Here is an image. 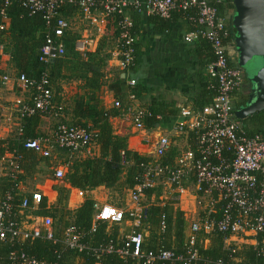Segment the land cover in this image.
I'll return each instance as SVG.
<instances>
[{
    "label": "built area",
    "instance_id": "2783aa9c",
    "mask_svg": "<svg viewBox=\"0 0 264 264\" xmlns=\"http://www.w3.org/2000/svg\"><path fill=\"white\" fill-rule=\"evenodd\" d=\"M14 2H19L31 15L43 14L46 40L41 53L47 66L66 55L65 35L71 31V20L64 14L67 6L77 8L82 20L99 36L106 33L114 20L116 66L123 71L131 70L136 60L138 35L133 13L172 19L176 12H183L193 27L185 39L202 37L211 44L215 58L206 67V76L208 87L215 89L216 95L202 107H180L174 132L189 141L170 158L173 140L167 134L158 135L139 182L129 190L125 208L111 202H95L89 231L81 229L75 220L58 230L52 216L34 214L49 195L40 184L30 187L25 177L28 158L21 148L50 160L53 180L61 183L72 163L98 141V133L90 125L68 121L66 105L56 99L48 67L39 79L25 73L4 75L5 84L18 83L28 96H18L10 105L0 103V189L5 188L0 197V245L7 249L0 256V264H59L69 252L77 258L85 253L96 264H102L112 254L124 262L144 260V264H226L223 259H205L201 254L215 233L225 235V247L253 245L258 255H264V136L248 132L243 120L236 116L234 98L243 85L244 70L234 63L233 44L227 41L226 16L219 14V7L234 5L233 0H3L0 59L8 50L3 40L8 29L6 9ZM94 40L89 35L77 38L76 51L87 59ZM129 84L135 86L136 80L131 79ZM131 98L134 100L135 94ZM114 107L139 131H147V118H161L133 103L124 106L119 99H115ZM32 116L54 117L53 130L35 138L24 137L25 121ZM159 187L163 193L160 199L172 201L189 221L182 249L146 248V232L137 228L109 241L94 242L93 235L102 222L121 224L129 216L139 228L146 218L143 201L147 192ZM86 193L87 190L77 188L78 196L84 197ZM165 219L163 216L161 232L167 229ZM250 237L254 242H246ZM37 241L56 246L53 254L57 262L29 251ZM233 260L239 262L241 258Z\"/></svg>",
    "mask_w": 264,
    "mask_h": 264
},
{
    "label": "trees",
    "instance_id": "16d2710c",
    "mask_svg": "<svg viewBox=\"0 0 264 264\" xmlns=\"http://www.w3.org/2000/svg\"><path fill=\"white\" fill-rule=\"evenodd\" d=\"M234 5L231 3L228 6H220L219 14L226 16V24L229 30L228 42H232L237 50L236 38L237 28L234 25ZM68 10V9H67ZM3 0H0V24L5 20L3 15ZM67 13V11H65ZM184 17V13L180 12ZM8 21L10 22L9 35L12 43V61L19 73H25L28 77L39 79L46 71L47 67L50 71V81L54 85L64 75L66 69H73L75 62L77 67L75 72L76 79H81L80 92L74 101V104L67 112L72 114L73 120L77 124L90 125L98 133V143L101 146L102 153L100 156H90L86 158L76 159L71 165L66 181L72 186L93 190L100 186H105L108 189L130 190L136 186L144 171L145 166L150 161V157L139 153L138 151L129 148L128 138L116 134L110 120L111 112L104 106L101 92L107 84L105 74L102 71L104 58L96 55L98 59L92 57L84 60L75 49L76 36L68 31L65 35L66 55L63 58L53 61L47 66L42 60L41 48L46 40L45 20L42 13L30 14L19 2L12 3L6 9ZM229 14V16H227ZM152 17V16H150ZM159 21L167 22L169 19L155 17ZM186 18V17H185ZM187 19V18H186ZM167 20V21H166ZM188 20V19H187ZM161 23V24H162ZM192 26V25H191ZM193 29V27L191 28ZM135 32L137 23L135 22ZM196 45L195 53L198 59L199 76L201 78L200 92L193 100L194 107H202L210 103L215 95L216 90L208 87L207 76L203 77L204 71L208 64L214 61V54L211 49L210 42L202 37H199L194 42ZM139 52V42L136 43V60ZM106 60V59H105ZM135 60V62H136ZM238 64V65H237ZM236 66L243 68L239 63ZM134 66V65H133ZM133 68V67H132ZM131 68V69H132ZM244 69V68H243ZM245 70V69H244ZM245 78L250 81L245 70ZM111 89L117 96L122 92L121 79L118 78L109 83ZM145 90L143 84L136 80V85L133 91L137 96ZM57 100L60 99V97ZM245 97L240 105L247 101ZM237 108L235 109L236 113ZM151 111L155 114L156 111L152 107ZM155 117L148 118V125L155 126L158 122ZM248 132L260 133L264 136V110L242 119ZM41 123L40 116H32L26 119L24 124V137L35 138L39 136V128ZM21 150L30 159V164L27 166L28 172L33 173L36 168L37 159L32 150ZM176 153V151H174ZM173 156H170L172 158ZM169 158V159H170ZM165 159V160H169ZM62 193V189H60ZM156 193L159 198L161 188L150 190L148 196ZM158 200V199H157ZM158 202V201H157ZM38 214L57 216L59 213L62 219L67 218V214H71L62 204V198L58 205L48 208L46 198L40 202ZM93 200L88 197L84 203L75 211V223L83 230L89 231L93 221ZM165 216L167 229L161 232V220ZM144 225L149 223L152 238L148 241L145 238L144 246L146 248L156 249V244L159 242L161 246L171 248L173 246L182 249L185 243L187 221L183 213L175 209L174 205L169 201L162 205L154 203L146 209V218L143 219ZM67 222H64L66 226ZM107 223H100L98 231L93 235L94 242H104L115 239L114 235L110 237L106 234ZM225 235L215 233L211 236V243L208 248H202L201 254L205 259H223L226 264H264V255H258L257 249L253 245L244 244L242 247H225ZM56 246L48 241H37L29 248V251L36 253L40 258H47L49 261L57 262L53 250ZM7 249L0 245V256L6 253ZM66 258L59 261V264H73V260L77 257L72 252L65 255ZM75 257V258H74ZM81 260L79 264H96V260L83 253L78 256ZM241 258V261L235 262L233 258ZM195 264H203L202 261H196ZM102 264H144V260L140 263L124 262L116 255L107 256ZM162 264V262L157 263Z\"/></svg>",
    "mask_w": 264,
    "mask_h": 264
},
{
    "label": "crops",
    "instance_id": "0c3cea01",
    "mask_svg": "<svg viewBox=\"0 0 264 264\" xmlns=\"http://www.w3.org/2000/svg\"><path fill=\"white\" fill-rule=\"evenodd\" d=\"M65 11H67V13H65ZM231 12L234 13L235 10H230V13ZM64 14L71 21L77 19L82 22L80 26H76L70 31L76 36V39L81 36L88 35L92 36L95 39L92 51L87 59H85L82 54L78 52L81 58L84 60H88L92 57H95L96 55H99V58H104L102 64V71L105 74L107 84L103 87L101 96L103 98L105 108L111 112L110 120L116 134L126 136L128 138L130 149L138 151L139 153L148 157L150 156V151L152 150L155 141L158 138V135L167 134L173 140L175 145L170 151L169 156H174L176 154L174 153V151L177 152L178 147L185 146L187 140L189 141L186 136L177 137L174 132V126L176 125L178 119H180V107L182 105L194 106L193 100L200 92L201 78L199 76L200 70L198 65V59L195 53V49L197 48L194 44L196 39H194L193 41H187L185 39L186 33L189 32L192 28L191 23L180 12H176L172 19H169L168 21L166 20L167 22L164 23H162L163 21H159L153 16L150 17L145 12L133 13V17L135 22L137 23V29L139 31L137 33L139 42V52L133 68L129 71H123L116 66L117 61L116 56L114 54L117 44L116 28H114L110 24L106 33L99 36L93 27H91L88 23L82 20V18L80 17L81 15L79 13V10L77 8L73 6H67L64 10ZM9 28L10 22L8 21L7 34L5 36V39H3L8 44V50L7 54L0 59V62H3L4 65H8L9 69L7 70L6 74L9 73L12 76H15L19 74V71L14 66L12 61V43L10 40V36L8 37ZM231 53L232 57L234 58V63L237 64L238 53L234 46H232ZM96 59H98L97 56ZM76 67L77 62H75L73 69H66L64 71V76L61 79H70L73 82L72 86L70 87V90L65 89L64 92L60 93V99L57 100L58 102L60 101V103H62V101L65 102V111L68 116V121L70 122H74V120L72 114L67 112V109H70L74 104L78 92L81 91L80 86L82 84L81 79L75 78V74H77V71L75 72ZM205 76L206 71H204L203 73V77ZM118 78L121 79V88L123 92L120 96H117L111 89H109V83ZM61 79H59L58 81H61ZM131 79H135L141 82L145 87V90L141 92L140 96H137L136 93L133 91L134 86H131L129 84V81ZM3 89L5 90L6 95L7 93H9L10 95L6 97L7 100L12 101L18 96H28V93L25 92L24 89H22V87L16 82L8 84L4 83ZM250 91L251 83L244 76L243 85L236 92V99L238 100L241 98L244 99L245 97H248ZM132 94H135L134 100L131 98ZM115 99L121 100L124 106L133 103L136 106H140L150 110L153 107L156 111L155 114L161 116V118L157 119L155 117L154 119H156L158 122L155 124V126L152 127L148 125L147 118L145 121L147 131H139L133 126L130 121H128L122 115V111L114 107ZM0 100L6 101L3 97H0ZM42 120L43 119L41 117L40 126L42 124ZM129 124L133 126L132 130L128 128ZM40 128L39 134L45 135L41 133ZM101 153V146L97 141L91 146L90 150L80 158L100 156ZM35 157L37 159L35 170L38 168L39 163L43 161H45V163L52 170L50 160L43 159L42 157L36 154ZM29 164L30 159H28L25 164V177L28 182V173L30 172H28L27 166ZM29 184L32 189L35 187L36 184H40L41 186L47 188V193L49 196L44 198H46L47 200L48 208L52 209L53 207L58 205L60 198H62V204L67 208L69 212H71V214H67V218L63 220V223L59 224L58 221L62 220V215H60V213L57 216H53L52 214H38L37 212L39 209L34 211L35 215L52 216L54 218L55 227L58 230H61L63 227H65L64 222L69 223L70 220H76L75 211L84 203V201L88 197L92 198L93 205L95 202H109L105 193V190H107L108 188H106L105 186H100L93 190H87L86 195L84 197H80L77 194V187L72 186L68 181L65 180L61 183H57L56 181H54L53 170L51 178H47L42 182H29ZM60 189H62V193L60 192ZM4 190L5 188L0 189V197L2 196ZM127 191L129 193V190ZM162 194L163 193L161 192V195ZM161 195L158 198L155 192L152 193L151 196H148L147 194L145 199L148 198L150 202L146 203L143 201V205L147 209L149 205L154 203H160L162 205L166 204L168 201L163 202L160 199V197H162ZM169 202L173 204L172 201ZM119 207L125 208L126 202ZM174 207L175 209H178L183 213V211L179 209V207H177L176 205H174ZM183 216L185 217L184 213ZM128 217L123 223L116 224L121 226L120 229L116 226L113 230H110L109 227L112 224H107L106 234L109 237L111 235H114L115 238H118L121 237V235L123 234L130 233L135 228L145 231L143 229V221L141 222V225L138 228L136 225L137 222L129 219ZM185 219L187 221L188 230L189 221L186 217ZM159 234H161V230H159ZM201 236H204V234H202ZM253 239V237L246 238V242H254ZM242 245L244 244L242 243L241 247ZM156 246L159 247L161 245L158 242Z\"/></svg>",
    "mask_w": 264,
    "mask_h": 264
},
{
    "label": "water",
    "instance_id": "95a60500",
    "mask_svg": "<svg viewBox=\"0 0 264 264\" xmlns=\"http://www.w3.org/2000/svg\"><path fill=\"white\" fill-rule=\"evenodd\" d=\"M233 3L238 63L251 83L248 99L237 108L236 116L246 119L264 110V0H233ZM253 57H260L261 64L250 70L248 61Z\"/></svg>",
    "mask_w": 264,
    "mask_h": 264
},
{
    "label": "rangeland",
    "instance_id": "374dc122",
    "mask_svg": "<svg viewBox=\"0 0 264 264\" xmlns=\"http://www.w3.org/2000/svg\"><path fill=\"white\" fill-rule=\"evenodd\" d=\"M83 23H85V22H83ZM81 24H82V22L77 20V19L72 20L71 21V30L74 29L76 26H80ZM116 25L117 24L115 23V21L112 20L111 26L116 28ZM231 50H232V48H231ZM236 60H237V58H236ZM260 64H261V58L260 57H253L252 59H250L248 61V65L250 67V70H254L256 67H259ZM8 69H9L8 65H6V64L4 65L3 62H0V97L5 98V100H6V101H1L0 100V103L4 102L7 105H10L12 103V101L6 99V97L10 96V95H9V93H7V95H6L5 94V90L3 89L4 82H5L3 80V77L6 74ZM72 82H73L72 80L64 79V78L61 79V81H57V83L53 85V88H54V91H55L57 97H59L60 93L64 92L65 89L66 90H70V87L72 86ZM62 103L65 104L64 101H62ZM42 119L43 120H42V124L40 126L41 127L40 131H41L42 134H47V133H49V132H51L53 130L55 122H56V119L54 117H52V116H45V117H42ZM70 120H71V118H70ZM132 127H133L132 125H130V124L128 125V128L131 129V130L133 129ZM28 176H29V182H31V183L32 182H42V181L46 180L47 178H51L52 177V170L45 163V161H43V162L39 163L38 168L35 171H33V173H28ZM105 193H106V197L108 198L109 202H111L114 205L121 206V205H123V203L126 202L128 191L127 190H120V189H107V190H105ZM144 202L147 203V202H150V200L148 198H146L144 200ZM58 223L62 224L63 223V219L58 221ZM116 226L119 229L121 228L120 225L112 224L109 227V229L113 230ZM143 229L145 230L146 238L149 241L152 238V231H151L149 223H146L144 225ZM79 263H81V260L76 257L73 260V264H79Z\"/></svg>",
    "mask_w": 264,
    "mask_h": 264
},
{
    "label": "flooded vegetation",
    "instance_id": "af4514ba",
    "mask_svg": "<svg viewBox=\"0 0 264 264\" xmlns=\"http://www.w3.org/2000/svg\"><path fill=\"white\" fill-rule=\"evenodd\" d=\"M242 101H243V98L237 100L236 99V95H235V98H234V106H235V109L240 106V104H241Z\"/></svg>",
    "mask_w": 264,
    "mask_h": 264
}]
</instances>
